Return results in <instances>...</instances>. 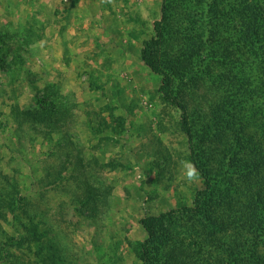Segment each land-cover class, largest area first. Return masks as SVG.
<instances>
[{"label":"rangeland","instance_id":"374dc122","mask_svg":"<svg viewBox=\"0 0 264 264\" xmlns=\"http://www.w3.org/2000/svg\"><path fill=\"white\" fill-rule=\"evenodd\" d=\"M161 2L0 0V190L21 191L0 214V264H140L139 219L193 204L180 111L141 57ZM51 103L55 127L12 113Z\"/></svg>","mask_w":264,"mask_h":264},{"label":"trees","instance_id":"16d2710c","mask_svg":"<svg viewBox=\"0 0 264 264\" xmlns=\"http://www.w3.org/2000/svg\"><path fill=\"white\" fill-rule=\"evenodd\" d=\"M141 57L180 111L202 186L192 205L139 219L140 264H264V0H162ZM62 110L51 103L12 113L20 126L55 127ZM8 183L0 214L21 194ZM85 184L83 201L95 200Z\"/></svg>","mask_w":264,"mask_h":264},{"label":"clouds","instance_id":"9594fccd","mask_svg":"<svg viewBox=\"0 0 264 264\" xmlns=\"http://www.w3.org/2000/svg\"><path fill=\"white\" fill-rule=\"evenodd\" d=\"M182 165V175L183 178L189 183H194L197 182L200 178V173L198 171V169L196 168V166L190 162V161H182L181 162Z\"/></svg>","mask_w":264,"mask_h":264}]
</instances>
